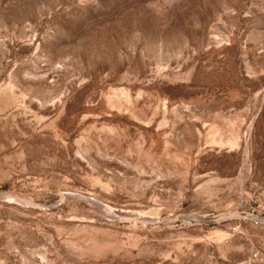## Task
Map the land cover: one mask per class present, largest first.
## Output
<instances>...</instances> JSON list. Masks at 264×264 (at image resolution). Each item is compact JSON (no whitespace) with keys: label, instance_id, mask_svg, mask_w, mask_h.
Returning <instances> with one entry per match:
<instances>
[{"label":"rangeland","instance_id":"1","mask_svg":"<svg viewBox=\"0 0 264 264\" xmlns=\"http://www.w3.org/2000/svg\"><path fill=\"white\" fill-rule=\"evenodd\" d=\"M0 264H264V0H0Z\"/></svg>","mask_w":264,"mask_h":264}]
</instances>
